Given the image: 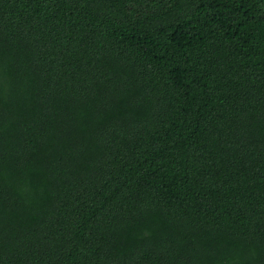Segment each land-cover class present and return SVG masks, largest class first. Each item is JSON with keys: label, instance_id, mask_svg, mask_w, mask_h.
Returning a JSON list of instances; mask_svg holds the SVG:
<instances>
[{"label": "trees", "instance_id": "1", "mask_svg": "<svg viewBox=\"0 0 264 264\" xmlns=\"http://www.w3.org/2000/svg\"><path fill=\"white\" fill-rule=\"evenodd\" d=\"M0 264H264V0H0Z\"/></svg>", "mask_w": 264, "mask_h": 264}]
</instances>
